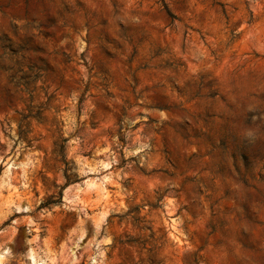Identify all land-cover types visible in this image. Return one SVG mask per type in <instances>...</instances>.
Here are the masks:
<instances>
[{
    "label": "rangeland",
    "instance_id": "obj_1",
    "mask_svg": "<svg viewBox=\"0 0 264 264\" xmlns=\"http://www.w3.org/2000/svg\"><path fill=\"white\" fill-rule=\"evenodd\" d=\"M0 264H264V0H0Z\"/></svg>",
    "mask_w": 264,
    "mask_h": 264
}]
</instances>
